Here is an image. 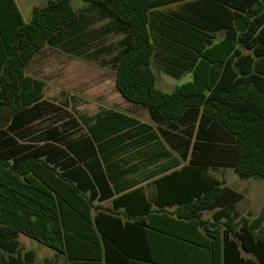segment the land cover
Returning a JSON list of instances; mask_svg holds the SVG:
<instances>
[{"label":"trees","instance_id":"obj_1","mask_svg":"<svg viewBox=\"0 0 264 264\" xmlns=\"http://www.w3.org/2000/svg\"><path fill=\"white\" fill-rule=\"evenodd\" d=\"M80 1L99 8L126 34L115 72V89L122 98L146 109L159 125L180 122L185 114L192 119L201 111L202 123L210 119L233 138L235 156L222 152L227 155L225 163L239 177L264 180V97L258 95L259 87L248 93L245 89L250 74H255L250 79L264 78L258 70L264 59L260 0H246L252 7L229 0ZM184 1L190 2L184 14L161 11ZM78 18L72 0H54L34 9L31 20L23 23L13 0H0V120L6 111L11 115L7 121L11 135L0 130V223L12 222L28 237L65 254L70 264H101L86 263L100 257L104 264H196L187 261L188 255L207 252L208 264H254L245 261L242 252L264 264V237L256 233L261 216L250 223L229 219L222 236L199 231L206 222L198 215L179 216L178 221L168 217L167 208L178 205L190 210L217 201L227 191L208 174L209 164L200 149L215 144L200 138L199 129L188 165L156 181L153 203L142 189H133L134 182L122 181L132 169L123 166L132 160L135 147L142 145L148 152L160 146L147 125L105 112L80 117L86 134L76 140L71 141L64 128L52 127L23 141L48 105L43 83L27 76L26 66ZM218 31L225 36L213 44L212 34ZM240 47L252 55L241 54ZM154 61L176 79L192 72V82L163 93L155 85ZM192 134L191 127V138ZM166 154L158 153L155 160ZM87 195L122 196L112 201L109 215ZM120 209L130 221L119 217ZM92 210L99 211L93 219ZM48 221L53 222L49 229L54 237L48 233ZM135 229L137 255L132 244ZM96 233L103 245L88 243V249L86 241L89 235L98 239ZM150 235L157 240H150Z\"/></svg>","mask_w":264,"mask_h":264},{"label":"crops","instance_id":"obj_2","mask_svg":"<svg viewBox=\"0 0 264 264\" xmlns=\"http://www.w3.org/2000/svg\"><path fill=\"white\" fill-rule=\"evenodd\" d=\"M23 23H27L24 21L23 16L21 14V10L17 4L16 0H13ZM229 2L234 3L235 5H243V6H251L252 4L248 3L246 0H229ZM262 4L264 9V0L259 1ZM189 1H184L182 3H177L173 5L166 6L161 8L162 12L168 14H178V13H186L187 5ZM42 7H32V12L34 9H38ZM264 11V10H263ZM254 18H251V21ZM225 36L224 31H218L215 34H212V43L216 44L223 40ZM241 54L243 55H252V51L245 49L243 47L239 48ZM260 67L258 70L260 75L264 74V59L260 60ZM165 74V73H164ZM167 75V74H166ZM188 75L190 78V83L193 80L192 72H184L182 76ZM252 75L248 76V83L245 86V89L248 91L252 88L256 90V88H260L261 94L260 96L264 97V78L262 79H250ZM169 76V75H168ZM181 76V77H182ZM171 77V76H170ZM256 77V76H254ZM185 83V84H186ZM184 85V84H183ZM172 92V91H171ZM119 94V93H118ZM120 95V94H119ZM253 93V97L259 100V96ZM124 99V98H123ZM125 100V99H124ZM45 101V100H44ZM126 101V100H125ZM46 102V101H45ZM128 102V101H127ZM48 105L43 108L44 111L40 112V117L38 123L42 120L49 119L51 116L57 114L59 107L54 103H48ZM129 103V102H128ZM131 104V103H130ZM134 105V104H132ZM56 108V109H55ZM105 112H113L121 114L125 117L132 118L139 122L140 124H144L150 127L151 132L154 133V137L156 138L154 141L159 142V145L155 150H150L148 152L145 151L146 148L144 146H137L133 149L132 153V160L130 158L127 165L123 166L124 169L132 168L128 175L123 178V182L129 181L134 182L135 186L133 189L140 188L142 189L144 196L153 203L157 199V186L156 181L164 176L169 175L172 172L179 171L181 168L185 167L189 163L190 153H191V146L192 142L195 138L196 132L200 130V138L207 137L213 140V144L215 147H211V149H207L206 147H202L200 152L202 153V159L205 160V163L209 164L208 174L209 176L217 181L220 184L222 189L227 190L224 195L217 201L211 202L206 205L197 204L195 207L191 208L190 210L181 208L178 205H174L173 207L167 208L166 211L168 212V217L177 220L178 217H184L189 214L198 215L201 217L203 221H205V225L200 227L199 231L201 232H219V235L222 236L223 232L226 231V226L224 222L228 221L229 219L240 220L242 218L253 221L258 217H262L261 225L256 233L262 237H264V180L259 177H249V178H242L239 177L233 170L231 165H227L225 163V153L228 151L230 155L233 157L235 156V147L233 138L221 129L217 124H212L210 119H204V122H201L202 112L199 111L195 117L190 119L189 114L183 115L180 122L177 123H166L159 125L155 121L152 120L151 115L149 112L141 106L137 105V112H139V116L136 117L126 115L120 111L106 109L97 112L95 115L89 116L86 114H79V118L85 116L87 118L96 116L98 114H103ZM11 118L10 113L7 111L3 114L2 119L0 120V130L6 131L8 135H11L10 132H7L8 126L10 122H7ZM10 121V120H9ZM36 124V123H35ZM35 124L32 126L30 130H27L23 141L30 140L33 136L41 135L47 130L52 127L61 128V126H51L50 128L44 129L43 131L36 132L35 131ZM80 126L76 125V127L81 128V134H86L84 125L80 119L79 123ZM74 127V126H73ZM192 127V138L190 136V128ZM61 131V129H59ZM71 133H69L70 135ZM78 135L77 137H79ZM72 134L70 135V137ZM27 137V138H26ZM75 138H70L72 140H76ZM167 137H169V141H167ZM206 139V138H205ZM209 139H206L209 141ZM221 139V140H220ZM228 139V143H223L221 141ZM205 140V141H206ZM22 141V142H23ZM20 142V143H22ZM148 145L152 146V142L148 143ZM166 152V156L160 157L155 160V156L158 153ZM167 168L164 172L163 169ZM244 180L246 183V187L242 190L237 188L238 180ZM138 184V185H137ZM261 197H260V196ZM88 197H92V204L95 207H99V211L102 213H106L112 215V201L115 198H118L122 195H87ZM172 195H168L171 197ZM104 197V199H103ZM153 209L155 208L154 205ZM96 210H92L90 212V217L93 219L97 214ZM119 217L123 219V221H130L126 217L122 215V209L118 211ZM137 215V213H136ZM251 218V220H250ZM15 223H18L16 217L13 218ZM51 220V218H48ZM137 223V216L133 219ZM178 221V220H177ZM53 224V222H52ZM49 221L46 223V227L49 230L48 233H52L53 237L55 236L54 233L49 229L52 225ZM95 229L94 226H92ZM134 236L132 237V244H133V253L137 255V229H135ZM98 239L93 235H89V239L86 241V247L89 249L88 243L92 245L98 244L100 247L103 245V241L101 240L100 234L96 233ZM151 238L156 239L155 235H150ZM115 239L119 243H123L124 239L115 237ZM0 241H2V245L4 248H0V264H70V260L67 259L66 255L49 247L46 246L30 237L25 235L24 233L17 230L16 226L11 222L6 224L0 223ZM163 244L167 242V239H162ZM90 245V244H89ZM208 253V252H207ZM207 253H200L198 256L191 254L188 255L187 261L194 262L196 264H208V256ZM164 259H169L168 255L164 251ZM241 257L245 261H249L251 263L256 264L257 260L255 256L249 253L242 252ZM114 258H117L114 255ZM157 258L158 255H157ZM92 259V258H90ZM184 261V260H183ZM79 262V260L77 261ZM80 262H84L81 260ZM99 262L104 264L105 260L103 257L98 258V260L92 259V261H86V263H94ZM137 263V259H136Z\"/></svg>","mask_w":264,"mask_h":264},{"label":"rangeland","instance_id":"obj_3","mask_svg":"<svg viewBox=\"0 0 264 264\" xmlns=\"http://www.w3.org/2000/svg\"><path fill=\"white\" fill-rule=\"evenodd\" d=\"M16 1L28 23L32 7H43L54 0ZM72 6L79 17L77 23L66 27L25 69L27 76L43 83V99L60 109L49 119L37 122L35 131L62 125L64 131L72 134L71 139L82 132L76 127L80 126L77 112L92 116L111 109L136 118L139 116L137 105L125 101L115 89L116 65L125 48L124 30L99 8L80 0H72ZM161 69L154 61L155 85L163 93H170L190 81L188 75L176 79ZM236 183L239 190L246 187L244 180L239 179Z\"/></svg>","mask_w":264,"mask_h":264}]
</instances>
